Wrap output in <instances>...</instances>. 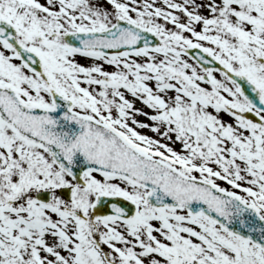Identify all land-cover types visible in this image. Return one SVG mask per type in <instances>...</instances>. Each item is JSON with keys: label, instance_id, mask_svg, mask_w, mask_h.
Listing matches in <instances>:
<instances>
[{"label": "snow or ice", "instance_id": "snow-or-ice-1", "mask_svg": "<svg viewBox=\"0 0 264 264\" xmlns=\"http://www.w3.org/2000/svg\"><path fill=\"white\" fill-rule=\"evenodd\" d=\"M0 264H264V0H0Z\"/></svg>", "mask_w": 264, "mask_h": 264}, {"label": "water", "instance_id": "water-1", "mask_svg": "<svg viewBox=\"0 0 264 264\" xmlns=\"http://www.w3.org/2000/svg\"><path fill=\"white\" fill-rule=\"evenodd\" d=\"M67 103L68 102H66V101L63 102V104H61V106L58 109L53 110L52 114L54 116H59L61 112L66 110V104ZM61 126H63L64 128H73V129H77L78 130V126L76 125L75 121H70V122L69 121H65L62 116L60 117V124H58L57 127L59 128ZM232 226H236V225H232Z\"/></svg>", "mask_w": 264, "mask_h": 264}, {"label": "rangeland", "instance_id": "rangeland-1", "mask_svg": "<svg viewBox=\"0 0 264 264\" xmlns=\"http://www.w3.org/2000/svg\"><path fill=\"white\" fill-rule=\"evenodd\" d=\"M138 119L143 120V119H145V117L140 116V117H138ZM139 130L142 131V132H146L147 131V129H139ZM149 134H151V133H149Z\"/></svg>", "mask_w": 264, "mask_h": 264}]
</instances>
